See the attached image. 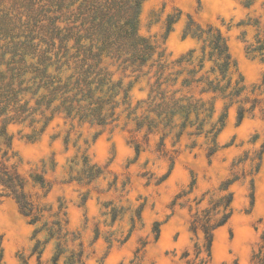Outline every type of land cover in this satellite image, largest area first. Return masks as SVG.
Segmentation results:
<instances>
[{"label":"rangeland","instance_id":"obj_1","mask_svg":"<svg viewBox=\"0 0 264 264\" xmlns=\"http://www.w3.org/2000/svg\"><path fill=\"white\" fill-rule=\"evenodd\" d=\"M263 3L256 0L245 8L240 0L142 2L139 34L157 50L164 49L167 61H173L169 70L199 67L200 42L182 36L188 16L202 25L212 24L227 39L237 69L232 79L240 73L245 88L242 102L226 108L211 156L207 150L214 130L205 131L224 113L226 104L220 97L199 135L190 134L194 128L189 126L179 134L181 115L151 132L137 127L147 114L155 68L135 79L130 69L123 73L116 65L109 66L114 80L125 74L123 87L128 82L131 86L124 103L121 92L115 98L116 121L97 135L100 127L60 115L33 138L25 125L9 124L15 155L7 163L26 178L24 190L39 220L29 223L13 198L0 197V264H55L53 258L60 252L57 264H204L205 252L197 254L203 234L191 230V221L224 194L219 186L233 176L238 179L229 186L232 212L213 232L209 264H251L264 232V56L248 54L246 47L255 43L257 33L264 39V29L245 22L259 17L264 23ZM169 15L179 18L166 34ZM190 49H194L190 61L177 65L174 60L188 58ZM212 64L205 60L196 76L212 78ZM182 76L168 89L179 88ZM199 86L183 88L177 95L209 99V93L198 94ZM238 105L246 110L240 121ZM5 147L0 136V161ZM92 165L100 173L89 180L86 170ZM31 174H41L45 184L34 182ZM219 215L214 213L211 220ZM57 220L61 229L50 237L49 228L56 229Z\"/></svg>","mask_w":264,"mask_h":264},{"label":"trees","instance_id":"obj_2","mask_svg":"<svg viewBox=\"0 0 264 264\" xmlns=\"http://www.w3.org/2000/svg\"><path fill=\"white\" fill-rule=\"evenodd\" d=\"M144 0H0V136L4 137L5 149L0 161V197L10 196L16 202L19 212L28 218L29 223L39 220L36 208L25 192L27 182L14 164H8L15 154L11 151V135L7 134L9 124L25 125L31 129L29 137L43 132L54 116L79 124L88 123L98 126L99 134L104 126L116 121V96L122 93V102L127 98L131 82L123 87L122 77L114 80V72L109 66L116 65L123 73L130 69L135 79L144 76L155 68L147 99L146 115L137 122V127L146 126L147 131L159 125L168 126L176 115H181L180 132L186 126L193 127L190 134L199 135L204 122L211 117L214 101L217 97L225 100L224 113L216 123H212L205 133L214 130L212 145L207 150L211 156L216 151L215 138L224 124L225 110L232 104L242 102L244 79L237 71L226 37L212 24L195 21L188 16L183 28V38L189 36L200 42L199 67L169 70L173 65L168 62L164 49L157 50L148 39L139 34L138 23L141 5ZM256 0H240L249 8ZM264 4V3H263ZM179 15H169L166 34ZM242 22H239L241 24ZM257 29H264L259 17L245 22ZM190 49L174 62L180 66L190 61ZM248 54L264 56V39L257 37L254 44L246 47ZM105 59L109 62L106 63ZM213 64L207 75L196 73L203 62ZM169 63L172 64L169 66ZM190 63V62H189ZM147 67L146 70H143ZM184 73V74H183ZM180 87L176 85L178 77ZM164 85V87H162ZM199 86L198 94H211L209 99L194 98L192 94H179L183 88ZM208 105V106H207ZM238 105L237 117L240 121L245 113ZM133 113V112H131ZM152 113L154 117H149ZM193 115V119L190 116ZM218 126L215 128L216 124ZM138 153V146L136 147ZM89 166L86 177L92 180L100 170ZM94 170V171H93ZM31 179L41 186L45 180L41 174H31ZM237 176L221 182L220 196L211 207L203 210V215H195L191 221V230H200L204 244L197 254L205 252L203 260L209 264L213 232L222 226L231 215L232 192L229 186ZM194 181L191 182L193 186ZM214 213L219 217L211 220ZM49 228L50 237L61 229ZM58 253L53 262L57 264ZM81 251L76 255L81 261ZM251 264H264V232L261 243L251 256Z\"/></svg>","mask_w":264,"mask_h":264}]
</instances>
